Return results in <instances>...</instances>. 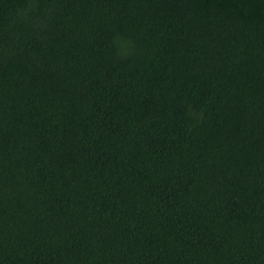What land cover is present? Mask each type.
<instances>
[{"label":"trees","instance_id":"trees-1","mask_svg":"<svg viewBox=\"0 0 264 264\" xmlns=\"http://www.w3.org/2000/svg\"><path fill=\"white\" fill-rule=\"evenodd\" d=\"M0 264H264V0H0Z\"/></svg>","mask_w":264,"mask_h":264}]
</instances>
